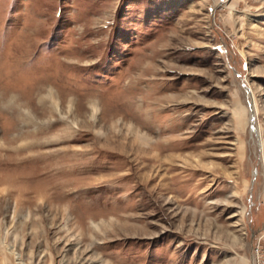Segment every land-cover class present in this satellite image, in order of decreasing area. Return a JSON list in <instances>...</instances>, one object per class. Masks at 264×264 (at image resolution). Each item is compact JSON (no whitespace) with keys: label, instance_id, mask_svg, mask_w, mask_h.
<instances>
[{"label":"rangeland","instance_id":"374dc122","mask_svg":"<svg viewBox=\"0 0 264 264\" xmlns=\"http://www.w3.org/2000/svg\"><path fill=\"white\" fill-rule=\"evenodd\" d=\"M0 264H264V0H0Z\"/></svg>","mask_w":264,"mask_h":264},{"label":"bare ground","instance_id":"6f19581e","mask_svg":"<svg viewBox=\"0 0 264 264\" xmlns=\"http://www.w3.org/2000/svg\"><path fill=\"white\" fill-rule=\"evenodd\" d=\"M252 130H254V129L252 128Z\"/></svg>","mask_w":264,"mask_h":264}]
</instances>
